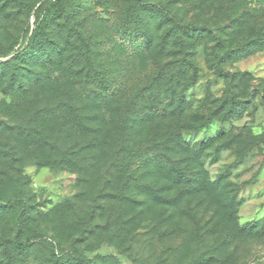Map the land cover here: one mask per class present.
<instances>
[{
    "label": "rangeland",
    "instance_id": "374dc122",
    "mask_svg": "<svg viewBox=\"0 0 264 264\" xmlns=\"http://www.w3.org/2000/svg\"><path fill=\"white\" fill-rule=\"evenodd\" d=\"M22 1L26 3L0 0V60L27 43L36 20L29 6L51 2ZM130 1L62 0L68 12L46 34L53 58L46 62L31 54L0 65V151L24 152L14 171L25 177L23 189L34 215L33 230L27 231L31 253L11 263L2 241L15 236V218L0 220V264H52L55 255L76 257L86 251L90 257L115 254L123 264H264V47L247 50L242 58L236 50L238 43L264 30V0H154L168 6L182 23L204 25L208 31L195 47L197 81L189 86L175 81V104L170 108V91L149 88L156 67L177 51L165 38L174 22L127 18ZM73 29L92 40L94 62L116 95L108 96L72 68L83 59L78 56V36L67 37ZM152 30L149 48L133 44H140L142 33ZM220 35L232 40L221 50L222 69L247 74L235 80L220 75L214 58V39ZM144 88L147 94L138 96ZM232 92L239 95L242 107L248 101L241 115L222 107ZM183 96L189 110L182 118L161 124L155 116V121L133 127L124 114L122 104L130 101L139 119L159 107L169 114ZM96 111L103 117L101 124L86 122ZM191 113L215 119L199 130L181 128ZM179 134L191 150L167 162L171 171L198 173L219 186L212 190L210 185L208 194L182 196L183 187L169 190L173 183L162 178L158 164L141 165V179L122 197L129 172L125 149L148 145L164 154L178 143L174 137ZM28 135L35 139L29 141ZM93 136L101 141L90 143ZM10 165L1 160L0 172ZM148 191L159 196L154 199ZM234 199L240 202L232 226L258 222L251 233L238 235L227 226ZM107 241H117L120 251L102 244Z\"/></svg>",
    "mask_w": 264,
    "mask_h": 264
},
{
    "label": "trees",
    "instance_id": "16d2710c",
    "mask_svg": "<svg viewBox=\"0 0 264 264\" xmlns=\"http://www.w3.org/2000/svg\"><path fill=\"white\" fill-rule=\"evenodd\" d=\"M8 3H16V4H25L26 2L22 0H5ZM62 0H51V2L46 5L45 1L40 4L39 7L38 1L29 6L30 11L34 10V15L36 17L34 28L31 32V35L27 41V43H23L22 47L15 52V54L5 60H0V65L7 66L11 64L14 60H23L29 55H35L36 58L41 56L44 57L45 61H50L53 56L50 54V46L46 42V34L48 28L56 23L58 18H62L68 12L67 9L61 7ZM44 4V5H43ZM42 5V6H41ZM22 6V5H21ZM42 7V8H41ZM127 18L130 16L135 17L137 20L141 22L149 23V19L154 20L155 18L165 20L168 23L174 22L167 29V36L165 37L167 43L169 44L170 49L176 48L177 51L171 54V59L160 63L156 68L155 72L151 75V83L149 89H165L170 91V97L167 98V108H170L175 104L174 96L176 94V89L174 87V82H186V86H189L197 81L198 77V69L197 65L194 61L195 47L200 42L205 41V37H200L207 28L206 26L197 25L194 22L182 23L181 19H178L176 15L172 14L171 9L168 6H165L163 3H158L156 1H143V0H131L127 7ZM157 20V19H155ZM149 32L142 33L140 44L137 40L133 41V44L137 46V48H149L153 43L151 34ZM74 35L78 36V56L83 59H79L76 64L74 63L73 69H80L77 71V74L84 73L88 79L95 83V86L99 87V89L106 92L108 96H114L117 94V91L113 88V86L107 81L106 77L103 75L101 69L94 62V54H93V43L90 38H87L83 35V32L78 29H73V32L67 35L68 38L73 37ZM260 35H263L260 36ZM214 38V37H213ZM217 42V54H213L215 58V66L218 67L220 75L223 77H233L235 80L237 76L247 74L246 72L242 73H232L227 72L222 69V55L221 50L226 48L228 44H231L232 40H228L223 35H220L218 39H214ZM142 43V45H141ZM237 53L238 58H242L245 54V51L251 50L248 52H253L255 50H259L264 47V30L260 29L258 36L238 43ZM41 50V51H40ZM42 50L44 52H42ZM0 53V58L3 57ZM77 66V67H76ZM6 74H4L5 76ZM21 72L18 71L16 75H13L15 81L20 77ZM147 94V90L144 88L139 91L138 96L144 97ZM255 94L252 93L251 97H254ZM248 102V101H247ZM247 102L242 107V102L239 99V95L235 92H232L230 95V99H226L222 103V107L226 106L229 114H237L241 115L244 109L246 108ZM125 107L124 114L128 115L130 124L134 127L137 122L142 123V126L147 123H151L155 121L156 117H159V122L162 124L168 119L171 118H182L186 116V111L189 110L188 102L186 98L183 96L181 102L178 107L171 111V113L166 114L167 109H155V111H151L148 118L142 120V117L139 119L138 112L135 108H137L134 102H127L122 104ZM159 114V115H158ZM156 116V117H155ZM215 119V116L210 115V117L204 119L200 117V115L196 113H191L185 123H182L181 128H185L187 130H199L206 126V123L211 122ZM89 124H101V117L99 111H96L94 115H92L89 119H87ZM83 121V120H82ZM81 120L79 122H82ZM126 123L122 124L121 129L125 132ZM122 131V132H123ZM182 134V133H181ZM184 134V133H183ZM40 136L44 137L40 134ZM27 139L32 141L35 139L33 135H28ZM177 139V144L173 146L172 149H168L165 152V156L159 152V150L155 149L153 146L145 145L140 148V146L126 148V164L125 167L129 168V172L126 175V179H124L120 192L122 193V197L126 196L128 193V188L132 186V182L135 180H140L141 177L139 173L142 169L141 165H156L160 173L164 174L163 179L172 181L173 185L171 189L174 190L176 188L183 187L181 191L182 196L186 195H200V194H208L210 189V185H212V190L216 189L219 184L213 183L211 184L209 180L201 177L198 173H193L192 175H186L185 172L176 171V174L171 171L168 163H173L172 160L175 161V157L177 155L185 156L184 153H190L191 150L189 144L186 142L185 138L174 137ZM101 139L94 137L91 139L90 143L98 144ZM37 143H39L37 141ZM92 145V144H91ZM205 148V145L201 146V149ZM74 154V152L72 153ZM72 157V156H71ZM190 159V155L187 156ZM24 152L20 149L9 148L7 150L0 151V161L4 160L7 163H10V167L7 170L0 172V220L7 215H11L15 218V227L16 233L14 237H5L2 241L3 245V254L8 257L9 262L15 261L16 256H20L22 258H27L31 253V245L28 244L30 240V235H27L28 230H33V211L32 204L30 203V199L28 196V191L23 189L26 184L25 177L20 172H15L14 167L23 161ZM72 160V159H70ZM65 162L62 161L61 163ZM168 162V163H167ZM186 162V161H185ZM177 165V163L175 162ZM148 195L152 198H157L158 193H153L148 191ZM240 202V201H239ZM236 199L233 200L231 208L232 210L227 214L229 221H227V226L231 227L235 233L247 234L251 233L254 229L259 227V223H246L242 226H235L233 228L232 222L236 220L234 214L236 213V206L239 203ZM225 217V216H224ZM226 223V217L225 222ZM112 240V239H111ZM109 246H113L118 251H120V244L117 241H107L105 243ZM100 248V247H99ZM97 249H93L95 252ZM88 251L84 252L81 256H73L72 254L57 256L54 258L51 257L52 264H123V261L117 257L115 254H96L94 257H90L87 254Z\"/></svg>",
    "mask_w": 264,
    "mask_h": 264
}]
</instances>
